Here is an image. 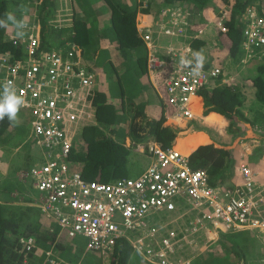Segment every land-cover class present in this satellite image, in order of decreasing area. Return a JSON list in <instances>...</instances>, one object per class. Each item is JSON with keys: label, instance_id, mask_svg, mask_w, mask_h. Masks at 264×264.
Listing matches in <instances>:
<instances>
[{"label": "built area", "instance_id": "1", "mask_svg": "<svg viewBox=\"0 0 264 264\" xmlns=\"http://www.w3.org/2000/svg\"><path fill=\"white\" fill-rule=\"evenodd\" d=\"M151 1L139 0V10H148ZM246 13L242 47L249 54L264 47V14L254 5ZM168 16L169 10L161 9L151 23L137 20L136 29L147 50L150 81L164 98L165 118L184 122L192 118L191 97L216 81L221 69L205 62L202 74L193 77L180 58H191L195 50L160 44L162 36L189 38L187 25L170 22ZM27 24L23 39L16 34L10 38L14 44L23 43L21 57L0 55V84L12 81L26 101L21 109L30 113V138L43 161L21 178L32 180L38 192L35 205L60 232L85 238L86 250L103 259L114 254L119 242H126L148 264H178L175 254L181 242L191 249L213 242L211 231H248L264 242V184L247 161L245 144L236 155L240 183L232 187L212 185L206 170L193 169L188 157L155 141L140 151L151 162L138 176L106 183L84 178L82 167L69 156L91 117L95 73L83 69L80 49H66L68 42L58 50H43L39 24ZM217 26L227 32L220 21ZM25 249H33L32 239ZM43 264L67 262L48 251Z\"/></svg>", "mask_w": 264, "mask_h": 264}, {"label": "crops", "instance_id": "2", "mask_svg": "<svg viewBox=\"0 0 264 264\" xmlns=\"http://www.w3.org/2000/svg\"><path fill=\"white\" fill-rule=\"evenodd\" d=\"M61 1H63L66 6L64 19L62 20L57 16L59 14H57L55 17V23L52 24L50 22V24L54 30L64 29L68 31L69 29L67 28L70 27V29H72L71 24L75 16H79L80 20L87 24L89 44L80 49L81 64L83 67L95 71V90H97L98 93L101 92L105 95V103L103 104L107 107L111 106L113 116L116 118L113 121L114 123L107 124V128H113V131L111 132L112 134L110 135L111 139L115 138L112 139L115 144L120 145L127 151L132 150L133 152L130 164H126L125 167V177H136L150 164L151 160L147 156L141 155L136 151L137 148L133 147L142 138L136 139L130 135V126L132 123L129 126L127 124L119 126L118 120H124L128 116H131L130 119L132 121L134 115L137 114L140 115L137 116L136 119L141 121V127H146L145 123L147 121H158L162 117V111L159 110V108L160 106L162 108L161 103L164 98L161 97L162 94L160 91L155 90L154 85L150 81L146 63L145 68L141 70L139 66H137V62H135L136 67L134 72L137 71L138 68L136 74H144L148 86L144 85L142 87L143 95L139 94L133 96V93H131V101L127 103V110H124L123 104L119 105L121 103L119 98L122 96V91H115L116 89L110 86L109 83H106L109 79L110 81L112 80L111 75L112 77L114 75L117 81H123L122 75L123 73H126L121 71L120 73L122 75H117V69L128 62L127 59L125 61L126 57L124 56L123 51L118 47V42L111 26V20L104 19L106 15L110 17L108 7L102 0H97L92 3L96 5L95 10H97V12H92V15L90 14L88 17H85L84 14L87 11L86 2L83 3L78 0L74 2V0H70L71 2L66 3V0H59V2ZM226 1L229 2H225V0H210L205 6H195L189 2L182 3L178 1L174 2V4L177 3L175 6L174 4L168 6L164 3V0H152L148 8V13H146L148 15L140 13L139 0H119V3H122V5L128 9L133 8V10L136 11L135 28L137 20L140 18L146 19L151 23L153 19L155 20V18H158L160 10L164 8L169 10V16L167 18L170 22H175L177 24L180 22L187 25V34L189 38L171 37L170 42L163 43V46H189L194 48V43L199 40H204V44L200 46L199 50L195 51L202 50L206 57L207 66L209 68H220L221 76L219 79L212 82L207 88L198 91L191 97L198 100V102L192 101L190 103V106L193 104H195V107L197 106L196 108L194 107L196 111L195 113H192L191 111L192 118L190 120L177 122L169 119L170 121L164 122L162 126L175 129L177 131L176 137L178 136L177 138L184 139L179 148L184 152L188 151L189 154H186L187 156H190L198 148L203 146H211L216 150L227 151L229 156L225 157L221 167L212 173V176L204 167L203 168L207 171L212 185L232 187L240 183L236 155L241 151L240 148H242L243 145L237 144L238 141L231 134L232 131H229L230 121L220 114L219 109L223 108L225 111L237 109L244 115V118L249 120L251 125L253 124L252 126L264 125V105L256 100V89L252 84L261 71L263 72L261 76L264 78V48L262 50L249 52L248 54L241 47L242 39L240 31L238 35L234 36L236 39L234 42L232 37H226L225 34L220 31L217 22L223 21L226 24L228 19L227 12L229 11V6L233 3V0ZM68 4L71 5V11L67 7ZM90 5L91 4L88 5V8ZM180 5L189 6H187L188 9L180 11L176 9V7H182ZM261 5L263 8L261 7L260 11L264 12V2ZM102 9H104V11ZM29 14H27V18ZM95 14L96 16L94 17ZM91 16L92 18H90ZM31 17L33 18V15ZM94 19L95 21H93ZM88 24L90 25V29ZM94 24L97 26V30H94ZM161 40L165 42L166 39L165 37H162ZM207 42L210 43V46L206 45ZM233 44L237 46V52H232ZM60 45L58 47L56 46V48L52 46L45 47V50H58ZM144 49L146 50L145 46ZM87 52H91V56H87ZM140 53L144 56L143 52ZM103 56H105V58H103ZM138 58L140 57H136V60ZM106 60L108 61L106 62ZM138 83L140 85V81H138ZM226 90L232 92L233 95L235 94L234 97L236 102L233 101L230 104V99H225V96L227 98L228 95ZM203 94L206 95L208 100H210L208 104H205L202 97ZM249 98L252 99L249 100ZM133 99L136 102H134ZM101 105L102 103H100V106ZM246 109L250 110L252 113L251 118ZM178 126L183 129H179ZM247 127L249 128L250 126ZM119 132L122 133V137L119 136ZM28 133L29 130L26 128L24 134L25 139L20 144H15L14 137L9 136L6 145H0V184H3V181L5 184V181L8 179L9 182L13 180L14 183L19 181L22 175L28 173L34 164L38 162L36 161L31 164V151H23V146L25 143L29 142L27 139ZM250 134L253 135L251 130ZM146 135L149 136L148 134ZM255 137L258 138L255 140H263L264 142V137L261 138V136L258 135H255ZM146 139L151 140L152 138L149 136ZM174 142L175 140L172 142V145H174ZM258 148L249 150L247 161L251 168L259 175L260 182L264 184V151H261L260 149L257 150ZM20 149H22L21 152ZM38 150L40 151L39 148ZM11 165L14 167L16 166V169H14L13 172L8 170V167ZM199 168L202 167H196V169ZM214 175H217V178H214V181H212L211 178ZM24 183L28 184L23 185L18 182L15 185L11 184L8 188H3L2 185H0V204L5 208L4 218L9 219L11 221L9 223L13 222L16 228L18 227V234L23 232L25 236L34 237L36 239L35 245L40 250L50 249L53 253L55 252L60 259L67 262V264H77L75 263L77 246L72 240L68 239L64 233L53 228L56 227L55 224L43 215L42 210H39L36 207V198H34L33 201L30 200L28 187L34 189L30 184V181L24 179ZM15 189L20 191L17 193L20 198L13 196ZM15 199H19L22 202L15 204V201H17ZM241 233H246V235L243 237L235 236L236 239L232 242L225 240V236ZM203 235L205 234L203 233ZM209 235L213 236L214 240L213 242L203 243L206 244V246L198 243L193 249H191L188 245L181 242V247L177 249L175 254V261H178V264H247V254V256L251 258H255V256L256 258L261 257V255H259L261 241L256 238L255 235H251V232L244 231L231 234L226 231H222V233L219 231L218 234L214 232L213 235L212 233ZM246 237L248 239H244ZM254 239L257 240V243H260L257 245V248H255L259 252H253L254 255H249L250 251L248 247L250 244L256 242ZM246 244H248V246ZM65 253H68L70 256H64ZM139 262L142 263L145 261L143 260ZM257 262L264 264L263 262H259V260Z\"/></svg>", "mask_w": 264, "mask_h": 264}, {"label": "trees", "instance_id": "3", "mask_svg": "<svg viewBox=\"0 0 264 264\" xmlns=\"http://www.w3.org/2000/svg\"><path fill=\"white\" fill-rule=\"evenodd\" d=\"M109 10L111 26L115 33L118 47L125 54H130L137 51H144V56L138 58L135 62H137V66L141 70L145 68L146 63V50L144 49V43L138 37L136 28H135V16L136 11L133 8L128 9L119 3V0H102ZM186 2L187 0H164L168 6L174 4V2ZM189 2L195 4L196 6L207 5L210 0H188ZM187 1V2H188ZM258 2H264V0H254ZM40 2L37 6V15L38 21L41 27L42 34V49L45 50L46 44V28L50 26V16L53 17V12L55 11V6L59 2V0H0V19L5 18V13L11 12L13 13L17 19H25L27 14L33 10V3ZM225 2H229L226 1ZM251 1L250 0H233L231 4L228 14V19L225 24L228 28L226 37H232L233 42L236 40L234 36L239 34L241 28L244 27V21L247 22V13L246 9ZM32 7V8H31ZM148 13V12H147ZM74 16V14H73ZM72 16V17H73ZM72 30L73 33L68 37L67 41L69 46L66 49H70L71 45L76 46L78 49H82L83 47L89 44V35L87 24L79 19H76V16L72 22ZM10 33L16 31V29L10 24L9 27ZM3 29L0 28V39L2 34L4 33ZM64 42V43H65ZM63 44V43H62ZM204 44V40H199L193 45L194 50H199L200 46ZM23 43L19 41V43L14 44L13 42L6 40H0V55L1 54H9L13 57L20 58L22 55ZM232 52H237V46L233 44ZM145 58V59H144ZM83 69H88L84 67ZM262 71L258 77L254 79L252 82L253 86L256 89L255 98L256 100L264 105V78H262ZM219 79V78H218ZM227 98L230 99V104L235 100L232 92L226 90ZM205 104H208L210 100L206 97V95H202ZM198 101V100H197ZM226 102V101H225ZM100 103L102 105L100 106ZM103 103H105V95L103 93H96L94 98V104L97 106V119L100 125H107L109 123H114L113 121L116 119L113 116V112L110 111L108 114L107 109L111 110V106L107 107ZM227 104V102H226ZM221 115L227 118L230 121V125L233 126V123H249V120L244 118V115L237 109H233L231 111H225L223 108L219 109ZM137 115L135 114L132 125L130 126V135L136 139H140L141 132L146 131L147 134L156 141H158L163 147L170 146L171 142L175 140L174 146L177 143L181 142L184 139H180L176 137L177 131L170 127H163L164 123L162 117L158 121H147L146 127H141L135 123V118ZM21 116L18 114V123H10L7 116L3 121H0V145H6L7 139L9 136L14 137V143H21L25 138V128L23 122L20 121ZM168 122V121H167ZM179 129H183L178 127ZM183 131V130H181ZM84 142L86 143V148L83 151H78L73 149L69 156L70 162L79 163L82 166L83 177L87 180L91 181H99V182H111L126 176V165H125V156L127 155V150H125L120 145L114 143L111 139L109 132H102L100 129L96 127L84 128L83 132ZM183 134V133H182ZM262 143V141H261ZM264 151V147L258 148L257 150ZM256 150V151H257ZM255 151V152H256ZM188 152V151H186ZM257 153V152H256ZM229 154L224 150H216L211 146H203L198 148L195 152H193L189 157L190 166L193 169L196 167H204L212 176L216 170H218L224 162L225 157H228ZM199 168V169H202ZM203 168V169H204ZM112 170V172H111ZM217 174V173H216ZM19 182V181H18ZM20 183V182H19ZM4 206L0 204V264H25L24 260L31 257L33 252L28 255L24 251V248L20 244L21 237L25 236L23 232L18 234L15 229L10 228L7 224L4 216ZM15 235L13 238L11 235L7 234L8 231ZM15 232L17 234H15ZM232 234V233H231ZM236 237L234 235L225 236L226 241H234ZM128 248L123 245L122 247H117L113 256L114 257H122L126 260L128 252ZM200 262V261H199ZM123 263V260H122ZM115 264H119V262H115Z\"/></svg>", "mask_w": 264, "mask_h": 264}, {"label": "rangeland", "instance_id": "4", "mask_svg": "<svg viewBox=\"0 0 264 264\" xmlns=\"http://www.w3.org/2000/svg\"><path fill=\"white\" fill-rule=\"evenodd\" d=\"M75 1L76 0H74V2ZM78 1L79 2L82 1L83 3L86 2L87 11L84 14L85 17H88L92 12H97V10H95L96 9V5L92 4V3H94L97 0H78ZM69 2H71V1L70 0H66V3H69ZM89 4H91V5L88 8ZM35 6H37V5H35ZM67 7L71 11V8H70L71 5L68 4ZM261 7H262V5L260 4L259 8L261 9ZM65 9H66V6H65L64 2L63 1L58 2L56 4V6H55V11L53 12V17L50 16V18H49L50 20L49 21L52 24H54L55 23V17H56L57 14H59L57 16L60 17L63 20L64 19ZM98 10H100V9H98ZM102 10L104 11V9H102ZM30 14H31V16L33 15V18L30 16ZM30 14L28 16V20H30L31 23H32L34 20H36V11L32 10V12H30ZM95 16H96V14L94 15V17ZM79 18H80L79 16L76 17V19H79ZM90 18H92V16ZM100 19H103V18H100ZM104 19H110V17L106 15L104 17ZM93 21H95V19ZM88 26H89V29H90V25L89 24H88ZM94 26H95V24H94ZM67 29H69V30L68 31L64 30V29H60V30L55 29L54 30L53 27L50 28V26H48L46 28V30H45V32H46V37H45L46 44H45V47L52 46V47L56 48V46L58 47L60 44H61L60 46H63L64 42L67 41L68 37L71 35V33H73V30L70 29V27L67 28ZM94 30H97V26L94 27ZM3 31H4V34H5V39H7L9 37H12L10 35V29L9 28H6V30L3 29ZM92 37H93V35H92ZM162 37H165L166 40H165V42L161 40L160 41L161 45H164L163 43L170 42L171 37H168V36H162ZM140 52H144V51H137L135 53L133 52V53H130V54H125L123 52L124 56L126 57L125 61L127 59L128 62L126 64H124L122 67H120L119 69H117L118 70L117 75H122L120 73L121 71H124L126 73V74L123 73V75H122L123 81H117L116 77L114 75H113V77L111 75V78H112L111 81H110V79L108 81H106V83H109L110 86H112L114 89H116L115 91L119 92L121 90L122 93H123V97L125 99H127V98L129 99V96L131 95V93H133L132 94L133 96H137L139 94L143 95L142 87L144 85H147V80H146L144 74H136L137 71H138V68H137V71L134 72L135 67H136V64H135L136 57H142L143 56ZM159 54H161V53H159ZM87 56H91V52H87ZM103 58H105V56H103ZM106 59H107V57H106ZM107 61L108 60H106V62ZM101 66H102V63H101ZM138 81H140V85H139ZM0 91H2V89H0ZM250 99H252V98H249V100ZM129 100L131 101V99H129ZM122 102H124L123 99H122ZM134 102H136V101L134 100ZM159 110H161V106H160ZM110 111H111L110 109H107V113L106 114H108ZM246 111L250 115L249 117L251 118L252 113L250 112V110L246 109ZM18 114L21 116L20 121L23 122L24 128L25 129L28 128V130H29L28 137H27L29 142L25 143V145L23 146V151L24 150H30L31 151V153H30V161H31V164H33L36 161H40L41 160V156H40V151L38 150L37 147H35L32 144V140L30 139V136H31V128H30L31 116H30V113L27 110H23V109H20ZM122 124H123V120H118V125L122 126ZM252 125H251V123L243 124V123H240V122H236V123H233V126H232L229 123V131L230 130L232 131L231 134L238 141L237 144L238 145H240V144L244 145L245 144L246 147H248V150H251V149L256 148V147L258 148L259 146H264L263 140H261L262 143H261V141H258V140L256 141L255 140V139H258V138L255 137V135L261 136V138L264 137V125H255V127L252 126ZM96 126L97 127H103V128L108 127L107 125H105V126L96 125ZM247 126H250V127L248 128ZM249 129L251 130L253 135L250 134V130ZM145 134H147V131H145L143 134H141V137L143 135H145ZM119 136L122 137V133L121 132H119ZM80 137L84 140L82 133H81ZM112 139H115V138H112ZM172 142L170 144L171 146H172ZM257 144H259V145H257ZM21 150L22 149H20V152H21ZM132 154H133L132 150L127 151V155L125 156V159H124L125 165L126 164H130ZM19 156H20V154H19ZM14 169H16V166L14 167L13 165H11V166L8 167V170L10 172H13ZM70 169L71 170H75V166L71 165ZM5 172H6V170H5ZM111 172H112V170H111ZM214 178H217V175H214L211 178V180L214 181ZM5 182H6L5 184H4V181H3V184H0V185H2L3 188H8L9 186H11V184L15 185L16 183H18V181L14 183L13 180L9 182V179L7 181H5ZM28 189H29L28 194H29L30 200L33 201L34 198L37 199L38 192L36 190L32 189L31 187H28ZM4 190H6V189H4ZM18 192H20V191L15 189V192L13 193V196L20 198V196L17 195ZM15 200H17V201H15V204L18 203V202L19 203L22 202L19 199H15ZM5 220H6L7 224L10 226L11 230L12 229H15L16 231L18 230L17 229L18 227L16 228V226H15V224L13 222L9 223L11 221L9 219H7V218ZM153 220H154V218H152V222H153ZM11 230L8 231L7 234L11 235L10 237H12V236L14 237L15 235H13L11 232H14L15 230L14 231H11ZM211 233H212V235L214 234L213 231H211ZM15 234H17V233L15 232ZM244 235H246V233H241V234H237V235H234V236L243 237ZM210 238H211V240H214L213 236H210ZM244 239H248V238L246 237ZM70 240H72V242L77 246L76 262L75 263H77V264L78 263H80V264H103V257L100 254H98L97 252H92V251L86 252L85 251L86 244H87V240L86 239H84L82 237H76V238L70 239ZM254 240L256 242L254 244L253 243L250 244L249 247H248V249L250 251L249 255L253 254V252H259L260 251L259 255H261V257L260 258H256V256H255V258H251V257L247 256L248 255L247 254L246 255V262H247V264H262V263H258L257 261L259 260V262H263L264 263V245L262 244L260 246L261 250L257 251L255 248H257V245H259L260 243H257L256 239H254ZM244 242H246V241H244ZM246 245L248 246V244H246ZM203 246H206V244H203ZM64 256L68 257L70 255L68 253H65ZM127 259L128 260L124 259L123 256H122L120 258L115 259L114 261L117 262V263L119 262V264H146L145 262H142V263L139 262V261H143V259L138 254L132 255L131 257H129V254H128L127 255ZM122 260H123V263H122ZM109 262H110V260H108L104 264H111ZM36 263L38 264L36 257L31 259V264H36Z\"/></svg>", "mask_w": 264, "mask_h": 264}, {"label": "clouds", "instance_id": "5", "mask_svg": "<svg viewBox=\"0 0 264 264\" xmlns=\"http://www.w3.org/2000/svg\"><path fill=\"white\" fill-rule=\"evenodd\" d=\"M188 1V0H187ZM182 2V3H188V2ZM39 3L40 2H36V3H33V10H35L36 11V20H34L32 23H34V24H39V26H40V23H39V21H38V15H37V6L39 5ZM189 3H191V2H189ZM263 2H258V1H251L250 3H249V5H248V7L250 6V5H254L255 7H256V12L258 13V14H264V12H261L260 11V4H262ZM177 3H175L174 4V6L176 5ZM193 4V3H192ZM35 5H37V6H35ZM195 5V4H194ZM259 5V6H258ZM180 6H182V7H176V9H178V10H180V11H183L184 9H188V7L187 6H189V5H185V6H183V5H180ZM196 6V5H195ZM230 7V6H229ZM247 7V8H248ZM247 10V9H246ZM140 11V10H139ZM32 12V11H31ZM148 12V10H144V11H140V13L141 14H146ZM160 12H161V10H160ZM160 12H159V15H160ZM261 12V13H260ZM28 21V23H30L31 24V21L30 20H28V18L26 17L25 19H17V17L13 14V13H11V12H7V13H5V18L4 19H0V28H8L9 27V25L11 24L15 29H16V31H14V32H12V33H10V35L11 36H13V35H15L16 34V36H17V38H19V39H23L24 37H25V35L27 34V28H28V24H27V21ZM219 22V21H218ZM222 24H224V22L223 21H220ZM225 25V24H224ZM226 27V29H227V32H228V28H227V26H225ZM40 30H41V27H40ZM243 30H244V27L243 28H241V30H240V34H241V39L243 40ZM227 32L226 33H223V34H227ZM10 38L11 37H9V38H7V39H5V34L3 33L2 34V37H1V41H6V40H9L10 41ZM41 38H42V34H41ZM140 38V37H139ZM142 41V40H141ZM12 42V41H11ZM242 43H243V41H241V47H242ZM145 46V45H144ZM43 47V46H42ZM146 48V47H145ZM264 48V47H263ZM262 48V49H263ZM242 49H243V47H242ZM262 49H260V50H262ZM244 50V49H243ZM245 51V50H244ZM255 51H257V50H255ZM146 52H147V50H146ZM246 52V51H245ZM205 62H206V57H205V55H204V53H203V51L202 50H200V51H195V52H193L192 53V55H191V58H188V57H184V56H182L181 58H180V64L182 65V66H184V67H188V68H190V70H191V74H192V76L193 77H199L201 74H202V72H203V69H204V65H205ZM146 64H147V54H146ZM83 67V66H82ZM84 68V67H83ZM89 70V69H88ZM91 70V69H90ZM94 71V70H93ZM94 73H95V71H94ZM147 73H148V71H147ZM95 87H96V76H95V78H94V86H93V89H92V93H91V96H90V99H91V117H90V119L88 120V121H86L85 122V126H84V128H91V127H96V128H98V129H100V131H102V132H108V128L107 127H105V128H103V127H97L96 125H100V123H99V121H98V119H97V106L94 104V98H95V94L98 92L97 90H95ZM0 89H2V91H0V121H3L4 120V118L7 116V118H8V120H9V122L10 123H18L19 122V119H18V113H19V111H20V109H21V107H23L24 105H25V103H26V101H25V99H24V97H23V95L21 94V95H18L17 94V90H16V87H15V85H14V83L12 82V81H7V82H4L3 84H0ZM156 90V89H155ZM122 99L124 100V102H122ZM129 99H131L130 98V96H129ZM128 98L127 99H125L124 97H123V93H122V96H120V98H119V100L121 101V103L119 104V105H122L123 104V108H124V110H127V108H128V106H127V103H129V100ZM162 108H161V111H162V119H163V121L164 122H166L167 121V119L165 118V116H164V112H163V110H164V104H163V100H162ZM130 113V112H129ZM135 116V115H134ZM131 116H128L127 118H125L124 120H123V124H127L128 126L131 124V122L133 121H131ZM134 118V117H133ZM136 119V118H135ZM135 123H137L138 125H140L141 124V121L140 120H138V119H136L135 121H134ZM103 126V125H102ZM83 128V129H84ZM83 129H81V131L80 132H78V136H77V138H78V143H77V148H76V150H78V151H83L85 148H86V145H85V142L83 141V139L80 137V135H81V132H83ZM113 131V128H110L109 129V132H112ZM143 132H141L140 133V135L142 134ZM147 137H149V136H147L146 134L145 135H143L141 138V140L138 142V143H136L133 147H141L146 141H147ZM152 139H153V137H151ZM155 140V139H154ZM255 141V140H254ZM158 142V141H157ZM33 143V142H32ZM34 144V143H33ZM35 146V145H34ZM171 146V145H170ZM172 147H173V145H172ZM38 148V147H37ZM260 148V147H259ZM75 149V148H74ZM137 152H139L141 155H143L144 156V154L143 153H141L140 151H143V150H138V148H137V150H136ZM43 161V159H42V155H41V160L40 161H38V162H36L35 164H37V163H41ZM74 165H76V163L75 162H72ZM34 164V165H35ZM78 165H80L79 163H77ZM80 167H82L81 165H80ZM204 170V169H203ZM29 172H30V170H29ZM29 172L28 173H26V174H29ZM124 178V177H123ZM24 179H27V180H29L30 181V184L32 185V180L29 178V176L28 177H26V178H24ZM24 179L23 178H20V180H19V182L20 183H22L23 185H25V184H28V183H24ZM33 186V185H32ZM214 186H217V185H214ZM34 188V187H33ZM35 189V188H34ZM36 190V189H35ZM37 191V190H36ZM37 207V206H36ZM38 208V207H37ZM39 209V208H38ZM40 210V209H39ZM164 219V218H163ZM56 226V225H55ZM57 227V226H56ZM53 227L54 229H56V230H59V228L57 227ZM246 232H248V231H246ZM62 233H64V235L68 238V239H74V238H69L68 236H67V234L65 233V232H62ZM76 238V237H75ZM83 238V237H82ZM20 239V244H21V246L24 248V251L26 252V253H28V255H30L32 252H33V255L31 256V257H29V258H27V259H25L24 260V263L25 264H31V259H33V258H37V262H38V264H43L44 263V258H45V253L46 252H48V251H51L50 249H47V250H40L36 245H35V243H36V239L34 238V237H29V236H23V237H21V238H19ZM28 239H32L33 240V249L31 250V251H26V249H25V243H26V241L28 240ZM85 239V238H84ZM260 241H261V245L263 244L264 245V242H262V240L261 239H259ZM87 245V244H86ZM123 245H125L127 248H128V250H129V252H130V255H132V254H134V255H136L137 253L136 252H133V250H132V248L126 243V242H123V241H121V242H119V247H122ZM118 247V248H119ZM85 251L86 252H88L87 250H86V248H85ZM55 253V252H54ZM139 255V254H138ZM57 256V255H56ZM117 258H120L119 256L118 257H114L113 255H111L110 257H108L107 259H103V262L104 263H106L108 260H110V262L109 263H111V264H115V259H117Z\"/></svg>", "mask_w": 264, "mask_h": 264}, {"label": "bare ground", "instance_id": "6", "mask_svg": "<svg viewBox=\"0 0 264 264\" xmlns=\"http://www.w3.org/2000/svg\"><path fill=\"white\" fill-rule=\"evenodd\" d=\"M192 101H195V102H198L196 99H193V98H191V101H190V103L192 102ZM192 106H193V108H192ZM195 104H193V105H191L190 106V104H189V108H190V111H192V113H195L196 111H195V108L197 107H195ZM198 107H199V103H198ZM198 109V108H197ZM196 109V110H197ZM191 113V114H192ZM171 120V119H170ZM170 120H167L168 122L170 121ZM176 124V123H175ZM179 127V126H178ZM184 134V133H183ZM157 142L156 140H154V139H151V140H147L141 147H140V150H145L146 149V146L149 144V143H151V142ZM257 141V140H256ZM181 143H182V141L181 142H179V143H177L176 144V146H174L173 148L176 150V151H178V152H180L183 156H185V157H188V159H189V157L190 156H187L186 154H189V152H184L183 150H181V148H179V146L181 145ZM202 145V144H201Z\"/></svg>", "mask_w": 264, "mask_h": 264}]
</instances>
